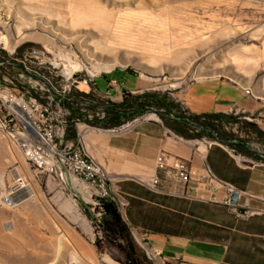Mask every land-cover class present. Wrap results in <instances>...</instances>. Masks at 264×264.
I'll return each instance as SVG.
<instances>
[{
  "label": "rangeland",
  "instance_id": "374dc122",
  "mask_svg": "<svg viewBox=\"0 0 264 264\" xmlns=\"http://www.w3.org/2000/svg\"><path fill=\"white\" fill-rule=\"evenodd\" d=\"M82 9L97 17L68 24L69 14ZM108 19L110 25L103 26L101 21ZM4 35L10 40L9 46L0 42L6 53L21 44L38 49L45 45L65 56L68 53L67 57L96 72L99 82L105 75L126 72L134 76L127 75V79L140 80L145 92L178 101L186 98L198 113L225 105L224 98H216L218 92L238 96L221 83L194 84L191 94L185 95L191 84L219 80L236 86L249 98L250 106L232 112L256 124L262 134L252 132L250 144L264 151V0H0V41ZM204 36L207 39L201 40ZM137 119L136 125L165 122L156 106H147ZM204 145L208 146L207 156L218 146L203 142L200 147ZM0 156V193L9 191L15 177L22 175L26 187L33 186L38 194L37 199L16 197L13 205L4 204L0 197V264H8L9 257L22 258L25 264L26 260L59 264L71 260L72 253L78 259L101 264H127L120 246L123 241L113 243L104 237L99 226L102 210H92L93 219L84 212L82 204L93 207L86 201L81 183H62L39 172L2 132ZM209 165L214 169L211 161ZM110 176L118 178L115 182L124 196L123 181L135 182V177L128 175ZM150 179L140 182L145 186ZM159 195L169 206L187 214L174 217L190 220L195 228L192 234L215 242L213 225L194 223L195 217L215 219V203L206 200V193L198 197L179 191ZM139 240L143 246L137 248L144 264H163L152 246Z\"/></svg>",
  "mask_w": 264,
  "mask_h": 264
},
{
  "label": "crops",
  "instance_id": "0c3cea01",
  "mask_svg": "<svg viewBox=\"0 0 264 264\" xmlns=\"http://www.w3.org/2000/svg\"><path fill=\"white\" fill-rule=\"evenodd\" d=\"M127 75L134 78L126 72L105 75L100 82L97 80L98 89L102 92L109 89L113 103H120L125 94H130L129 91L134 95L144 93L145 87L140 86V80L127 79ZM198 83H221L222 87L234 91L238 96L229 97L222 91L218 92L216 98H224L225 105L204 113H229L236 107L247 110L250 106L244 91L219 80L195 82L188 87L185 95H190L192 86ZM180 101L191 113L203 114L189 106L186 98H180ZM174 125L178 126L175 122ZM200 139L184 137L163 122L152 121L135 125L121 135L110 131H92L87 135L86 144L90 154L111 169L109 173L135 177L134 183L124 180L120 186L129 201L123 215L157 252L156 257L163 264H264V161L245 153H237V156L234 149L226 144H217L215 152L207 156L208 146L201 148L203 137ZM162 155L169 160H186L196 175L188 184H175L167 176H162L165 192L154 194L140 181L156 174L157 162ZM209 161L213 164L212 170H215V173L211 170L215 183L208 170L211 169ZM116 178L114 181H118ZM216 179L222 184H218ZM226 184L241 191L238 203H226ZM202 185L204 188H201ZM173 191L196 197L206 193V200L215 203V219L195 217L194 222L195 225L201 222L213 225L215 242L192 234L195 228L186 217L181 220L175 218L187 214L169 206L164 196L159 195H173Z\"/></svg>",
  "mask_w": 264,
  "mask_h": 264
},
{
  "label": "built area",
  "instance_id": "2783aa9c",
  "mask_svg": "<svg viewBox=\"0 0 264 264\" xmlns=\"http://www.w3.org/2000/svg\"><path fill=\"white\" fill-rule=\"evenodd\" d=\"M20 46L22 44L7 52L16 62L17 77L14 84L7 73L5 80L10 83L0 84V132L39 172L51 174L62 183L69 180L73 184L74 181L81 183L93 211L97 206L101 207L102 201H109L116 204L123 216L129 201L119 191L106 167L90 154L84 136L86 132H92L91 124L96 119L106 117L105 104L112 99L110 90L102 92L98 89L96 72L84 66L73 68L67 59L68 53L58 56V50L44 45L42 49L28 48L19 55ZM75 99L84 100V105H92V110L80 108L85 127H76V120L82 118L76 117L69 105ZM137 121L136 118L115 128L123 133L132 129ZM71 125L76 128L74 139L67 137ZM203 142L222 144L207 136H203ZM208 170L215 183V175L210 168ZM195 175L186 160H169L162 155L157 162L156 174L146 185L156 193H164L162 176H167L175 184H188ZM216 182L222 184L217 179ZM26 185L25 176H16L9 191L0 193L2 202L13 205ZM226 187V203L231 204L234 193L241 197V191L235 186L226 184ZM99 215L102 217V211ZM131 232L137 240L134 226H131Z\"/></svg>",
  "mask_w": 264,
  "mask_h": 264
},
{
  "label": "trees",
  "instance_id": "16d2710c",
  "mask_svg": "<svg viewBox=\"0 0 264 264\" xmlns=\"http://www.w3.org/2000/svg\"><path fill=\"white\" fill-rule=\"evenodd\" d=\"M31 48L22 45L18 48V54H22L26 49ZM0 84L10 83L5 80L8 73L16 83L17 71L14 70L16 62L9 57L7 53L0 48ZM13 84V85H14ZM84 100L75 99L73 104V114L76 117L84 119V114L80 112V108L92 105H84ZM84 105V106H83ZM180 100L167 99L155 93L144 92L140 95L125 94L120 103L109 101L105 104L106 117L104 119H96L93 124L103 128H115L123 125L126 121L133 120L144 114L147 106H156L165 118L164 124L175 129L180 135L190 138H201L207 136L217 139L220 143L231 146L236 153H245L252 155L255 159L264 161V151L253 149L251 147L250 134L255 132L258 136L262 134L258 130L256 124L247 122L236 113H191L188 107ZM174 122L178 126L174 125ZM238 127L237 129L235 127ZM249 126L252 128L249 129ZM249 130V131H248ZM245 131V136L242 133ZM76 128L74 125L68 128V139L75 138ZM84 212L94 218L91 206L82 204ZM96 210H102V219L99 226L102 228L104 237L110 242L119 243L124 250L127 258V264H144L139 253L137 242L131 232V224L126 220L124 215L120 213L117 206L113 202L102 201L101 207L97 206ZM141 247V246H140Z\"/></svg>",
  "mask_w": 264,
  "mask_h": 264
},
{
  "label": "bare ground",
  "instance_id": "6f19581e",
  "mask_svg": "<svg viewBox=\"0 0 264 264\" xmlns=\"http://www.w3.org/2000/svg\"><path fill=\"white\" fill-rule=\"evenodd\" d=\"M93 17H97L96 13H94L92 11H88L87 9L74 10L73 12H71L69 14V21L67 20V22H68V24L73 25V24H77L79 22H82V21H84L86 19L88 20L89 18H93ZM94 23H96V22H94ZM101 23H102L103 26H109L110 23H111V21H110V19H108V20H102ZM243 36H244L245 39H247V38L250 39V37L248 36V34H244ZM200 39L201 40H206L207 37L204 36V37H201ZM1 40H2V42L5 43L4 45L9 46L10 40H9V36L8 35L2 36ZM58 56H65V55L62 52L59 51L58 52ZM67 59L70 61V64H71V66L73 68H81V67H83V65L80 64L79 62L73 61V59L71 58V56L67 57ZM76 127H85V120L84 119H77L76 120ZM91 131H94V132L110 131L111 132V129H106V128H103V127H100V126L91 124ZM89 133L90 132H86L85 133V135H84L85 136V141H86L87 135ZM112 133H119V128H112ZM2 158L3 157L0 156V165L2 164ZM2 174H3V169L0 170V176ZM82 190L85 192L84 187H82ZM23 192L24 191L22 190V194L19 197L20 199H26V200H28V199H31V198L32 199H34V198L37 199L38 198V196H37L38 194H37L36 189L33 186H31V185L26 187V190H25V193L26 194H23ZM86 197H87V199H89L87 195H86ZM135 235L137 236V240L140 243V245L143 246L142 243H141V241L139 240V239H142V238H141L139 232L136 229H135ZM9 243H10V246L11 247H14V244H13L12 241H10ZM145 244H147V243L145 242ZM156 254H157V252L154 251V255L155 256H156ZM75 256H76L75 253H72V259L71 260L63 261V262H61L59 264H101V263H99L96 260L85 259V258L78 259ZM26 263L27 264H36L35 262H32L31 263L30 261H27V260H26ZM8 264H25V261L22 258L9 257L8 258ZM44 264H46V263H44ZM47 264H53V263L52 262H50V263L48 262Z\"/></svg>",
  "mask_w": 264,
  "mask_h": 264
},
{
  "label": "water",
  "instance_id": "95a60500",
  "mask_svg": "<svg viewBox=\"0 0 264 264\" xmlns=\"http://www.w3.org/2000/svg\"><path fill=\"white\" fill-rule=\"evenodd\" d=\"M238 199H239V194L234 193L232 196V203H238Z\"/></svg>",
  "mask_w": 264,
  "mask_h": 264
}]
</instances>
